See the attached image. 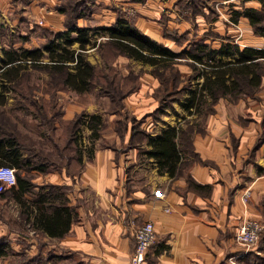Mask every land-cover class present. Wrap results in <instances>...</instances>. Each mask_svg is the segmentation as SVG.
Returning a JSON list of instances; mask_svg holds the SVG:
<instances>
[{"label": "crops", "instance_id": "0c3cea01", "mask_svg": "<svg viewBox=\"0 0 264 264\" xmlns=\"http://www.w3.org/2000/svg\"><path fill=\"white\" fill-rule=\"evenodd\" d=\"M61 2L0 0V12L5 15L30 10L40 15L46 28L62 31L65 29L64 14L60 10L66 8V2ZM93 2L105 3L106 6L97 10L87 8L77 20L79 26L96 28L115 23L117 9L110 7L112 2L118 4V9L126 11L130 8L133 13L137 12V28L168 47L164 39L169 36L157 30L163 23L159 17V7L164 4L162 1ZM234 7L237 10L259 9L261 3L242 0L239 6ZM203 18H192L193 24L201 29L195 37L209 43L212 48L219 47V38L225 34L223 23L206 16ZM192 20L182 18L171 21L172 25L165 21L164 26L185 33ZM9 22L16 25L17 17ZM236 23L242 29L238 43L234 40L236 29L227 27L229 32H233V36L228 35L236 44L264 47V36L253 33L247 17L239 16ZM209 28L215 31V37L203 36ZM181 45L182 50L189 49L185 43ZM216 58L232 59L219 55ZM197 81L201 82L202 78ZM263 91L264 76L254 96ZM242 100L245 99H239L235 104L225 99L218 101L216 111L207 116L205 132L193 135L192 147L183 154L181 171L176 176L159 172L157 162L148 155L150 147L146 139L139 146L124 151L95 146L91 159H87L84 148V162L79 170L63 166L38 173L37 178L32 179L36 189H48L49 185L65 187L75 218L70 230L60 238H51L29 228L23 237V247L29 252L40 250L61 258L71 256L81 264H128L136 243V229L143 222L152 220L156 236L147 252L145 264H264V240L260 248L246 249L234 239V233L244 219L264 220V165L259 163L264 156V143L256 145V127L252 129L251 125L239 122L229 109L235 110ZM221 102L222 105L227 102L229 108L226 105L221 107ZM182 103L183 100V109ZM7 120L11 121V117ZM172 125H162L156 133L150 134L155 136L161 129ZM188 178L203 187H189ZM8 199L14 201L10 197ZM9 235L14 242L12 245L21 248L22 245L16 242L20 234L15 231Z\"/></svg>", "mask_w": 264, "mask_h": 264}, {"label": "trees", "instance_id": "16d2710c", "mask_svg": "<svg viewBox=\"0 0 264 264\" xmlns=\"http://www.w3.org/2000/svg\"><path fill=\"white\" fill-rule=\"evenodd\" d=\"M258 1L261 3L259 9H235L231 18L236 22L239 16L244 15L248 18L253 33L264 36V0ZM85 5L86 0L66 2V8L60 10L65 16V29L54 34L50 31L52 36L46 37L47 41L42 47L21 50L3 48L0 65V106L4 107L6 93L10 89L16 91V88H20L26 76L24 70L30 64L47 72L49 80L45 85V93L52 94L56 108L63 107L62 103L57 102L56 91L72 90L80 94L89 91L101 80V83H97L101 86L100 91L109 96L112 103L118 104L120 109L123 107L124 97L136 87L123 90L119 85L120 81L117 82L112 75L98 72V68L87 59L85 52L93 47L100 51L108 48L114 57L121 55L151 65L153 75L160 82L154 92L156 99L161 104L170 106L173 101L179 100L183 93L182 107L186 115L207 117L215 112L220 99L235 103L255 94L262 84L264 47H241L234 42L232 36L225 35L219 38L221 43L217 48H212L204 40H197L191 49L176 52L139 30L135 18L128 16L125 10L117 9L116 21L110 26H79L77 20L84 15ZM101 37L104 39L97 43V39ZM74 44H77V47H74ZM217 55L232 59L216 58ZM183 58L189 60L187 62L194 74L187 76L182 73L183 86L178 87L180 72L172 71L168 76L166 70L173 69L175 63ZM191 78L195 81L202 78V81H197L193 87L186 83L191 82ZM20 91L27 99L26 86ZM27 91L30 98L31 88ZM41 107L44 106H37V109L41 110ZM21 108L26 107L22 104ZM3 115V109H0V165L15 168L16 184L0 192V198H12L20 207L24 222L32 230L41 231L51 238H60L70 230L75 218V212L68 204L66 189L61 185L36 189L37 185L32 181L34 176L31 173H45L63 166L79 170L84 162V148L87 159L93 157L94 142L101 136L102 116L80 112L65 121L67 127L61 123L54 124L51 127L53 133L49 137L54 148L52 152L42 155L32 150L30 137H26V134L23 136L17 124L15 123V126L12 121L4 119ZM83 126L90 130L87 138L89 146L83 140ZM65 127L67 129L63 137L60 131ZM140 131L142 132H139V143L146 139V144L150 147L148 155L157 162L159 172L167 173L171 177L181 171L182 156L192 147L193 135L196 132H205L202 128L196 130L195 123L187 125V128L178 124L167 126L155 136L145 129ZM126 132L128 123L125 124L124 130H119V134ZM131 136L133 137L132 134ZM61 138H65L67 142L64 147L58 143V140H63ZM262 142L264 139L260 141ZM188 185L195 189L203 187L191 178H188Z\"/></svg>", "mask_w": 264, "mask_h": 264}, {"label": "rangeland", "instance_id": "374dc122", "mask_svg": "<svg viewBox=\"0 0 264 264\" xmlns=\"http://www.w3.org/2000/svg\"><path fill=\"white\" fill-rule=\"evenodd\" d=\"M68 1L69 0H62L61 3ZM159 1L164 3L162 5L163 7H159V17L160 21L163 23L157 30L163 32V34H168L169 37L164 39L168 47L176 50V52H180L183 49L182 43H185L188 48L191 49L193 43L199 39L195 37V35L199 34L201 29L193 24L194 21L192 18L204 19L203 16H206L210 20L213 19V21L220 20L225 27L224 36H229L228 34H232L233 36V32L227 30L232 25L225 20L222 15L232 20V11L235 10L233 7L239 6L242 0H236L235 2L230 1L227 3L223 2L224 0ZM117 5L118 4L115 3L114 5V3L112 4L111 2L110 7L114 6L118 9L119 7ZM105 6V3L97 4L93 2V0H86L84 9H86V11L88 10L87 8L90 10H97ZM217 7L219 9H217ZM126 11L128 16L134 18L137 16V12L133 13V9L127 8ZM13 17H17L18 22L16 25L10 24L9 22ZM173 17H175V19H171ZM182 18L192 20L191 26L186 28L188 31H185V33H180L173 27L167 28V26H164L166 23L172 25L175 20ZM40 21H43V23ZM0 23V65L3 48L21 50L25 48L42 47L47 41L46 37H50L52 33L54 34V32H57L55 29L50 30L46 28V26H44V20L40 19V15L30 10L24 13L8 12L5 15L0 12ZM50 31H52V33ZM203 36L215 37V31L209 28L207 31H204ZM100 39H104V37ZM179 41L180 43H178ZM74 47H77V44H74ZM85 52L87 59L98 68V72L112 75L117 82L120 81L119 85L123 90L134 87H136V89L124 97L123 107L118 109V104L112 103L109 96L100 91L101 86L97 84L101 83V80H99L92 89L84 93L79 94L72 90L56 91V96L58 97L57 102L63 104V107L56 108L57 104L52 94L45 93V85L49 80L47 72L40 67L28 64L27 68L24 70V75L26 76L20 88H16V91L10 89V91L6 93L5 106L4 108L0 107V109H3L5 114L3 115L4 119L11 117V121H15L20 132L24 134L23 136L26 134V137L27 135L30 137L32 150L34 152L38 154L41 153L42 155L50 151L52 152L54 147L49 138L51 133H53L51 127L59 123L67 127L65 121L70 119L68 117L73 118L80 112H85L87 115L96 112L95 114L102 116L103 125L100 128L101 136L94 142V146L119 148L122 151L128 150L131 147H136V144H139V132H142L140 131L141 129H145L149 133H156L162 125L178 124L187 128V125L195 123L196 130L202 128L205 131L207 117L203 115L197 116L196 114L185 116L186 113L184 109L181 108L183 93L180 99L173 101L170 106L161 104L159 100L156 99L154 92L157 90L160 82L159 79L153 75V68L151 65L121 55L114 57L113 53L108 48L100 51L98 48L93 47L85 50ZM187 61L189 60L183 58L175 63L173 69L166 70V75L168 76L171 75L172 71L177 70L180 72L179 75L181 80L178 87L183 86L184 77L182 73H185L187 76L189 74H194L191 65H189ZM196 65L199 66L198 63H196ZM186 83L194 86L196 81L194 78H191V82ZM24 86H26L27 99L23 97L20 91ZM28 88H31L30 98L28 97ZM257 94L258 96H254L255 94H253L244 97L243 99L245 100L238 103L239 107L235 108V110L229 108L227 102L224 105H222L223 102L219 104L221 107L226 105L230 109V114L236 120L238 119L239 122L251 125L252 129L256 127V145L260 144V141L264 139V91L261 94ZM22 104L26 108H21ZM37 106L44 107L38 110ZM126 123H128V132L123 135L119 134V130H124ZM199 125L200 127H197ZM66 127L60 131V133H63V137L67 129ZM87 131L88 128L83 126V137H86L84 141L85 144L89 146V140L87 139L89 134H87ZM58 137H60V135H58ZM61 139L63 140H58V143L64 147V145H67V142L65 138ZM259 163L264 165V156ZM31 174L35 178L38 176L36 172H32ZM8 198L9 196L3 199L0 198V264H81L71 256L61 258L57 257L52 252L41 253L39 252L40 250L32 252L26 250L23 247L25 243V238L23 237H26L25 234L29 232V226L21 217V210L18 204L14 201V203L10 202L11 199ZM15 231L20 234L16 242L22 245L21 248L12 245L14 242L12 236L10 238L9 233H14ZM262 240H264V234L255 248H260Z\"/></svg>", "mask_w": 264, "mask_h": 264}, {"label": "built area", "instance_id": "2783aa9c", "mask_svg": "<svg viewBox=\"0 0 264 264\" xmlns=\"http://www.w3.org/2000/svg\"><path fill=\"white\" fill-rule=\"evenodd\" d=\"M235 2L236 0H224L223 2ZM220 4V3H219ZM217 9H219L217 7ZM224 16L234 28L237 30V35L234 36V40L238 43L241 37V28L238 23L234 22ZM15 168L10 165H0V192L7 188H10L16 184ZM264 233V220L256 218L244 219L237 227L234 233V239L237 243L242 245L246 249L255 247L261 235ZM155 227L152 220L143 222L135 232V247L130 256L128 264H145L147 252L151 245L155 241Z\"/></svg>", "mask_w": 264, "mask_h": 264}]
</instances>
